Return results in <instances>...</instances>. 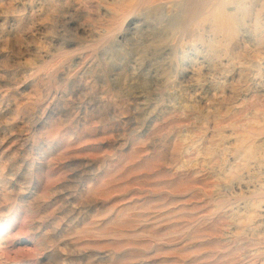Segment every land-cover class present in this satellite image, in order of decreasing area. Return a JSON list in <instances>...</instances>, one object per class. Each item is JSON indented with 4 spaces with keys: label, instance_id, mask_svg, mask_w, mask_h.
Instances as JSON below:
<instances>
[{
    "label": "rangeland",
    "instance_id": "rangeland-1",
    "mask_svg": "<svg viewBox=\"0 0 264 264\" xmlns=\"http://www.w3.org/2000/svg\"><path fill=\"white\" fill-rule=\"evenodd\" d=\"M0 264H264V0H0Z\"/></svg>",
    "mask_w": 264,
    "mask_h": 264
}]
</instances>
